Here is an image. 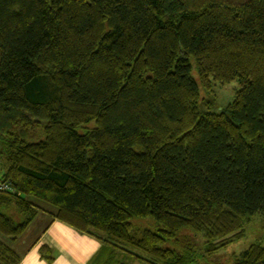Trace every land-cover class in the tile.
<instances>
[{
	"label": "trees",
	"instance_id": "1",
	"mask_svg": "<svg viewBox=\"0 0 264 264\" xmlns=\"http://www.w3.org/2000/svg\"><path fill=\"white\" fill-rule=\"evenodd\" d=\"M235 80L222 109L202 98ZM0 154V264L42 211L108 262L241 239L264 213V0H0ZM233 264H264V242Z\"/></svg>",
	"mask_w": 264,
	"mask_h": 264
},
{
	"label": "crops",
	"instance_id": "2",
	"mask_svg": "<svg viewBox=\"0 0 264 264\" xmlns=\"http://www.w3.org/2000/svg\"><path fill=\"white\" fill-rule=\"evenodd\" d=\"M10 244L21 255L19 264H121L119 258L108 262V247L101 240L47 211L40 212L25 233ZM44 245L52 250V261L42 256Z\"/></svg>",
	"mask_w": 264,
	"mask_h": 264
},
{
	"label": "rangeland",
	"instance_id": "3",
	"mask_svg": "<svg viewBox=\"0 0 264 264\" xmlns=\"http://www.w3.org/2000/svg\"><path fill=\"white\" fill-rule=\"evenodd\" d=\"M241 88L239 81H232L226 85L216 84L212 91L202 90V98H207L211 102L214 110H219L232 102L237 91ZM203 108V105H201ZM204 109V108H203ZM1 156V154H0ZM12 212H15L13 210ZM20 222L24 217L20 214L15 216ZM133 222L136 226L156 229L157 225L152 218H135ZM191 239L196 244L197 258L194 264H233L237 255L246 250L250 245L258 242H264V213H259L247 223L244 236L236 241L231 242L226 247H222L212 254H207L204 250L205 238L200 234H191ZM119 251V250H118ZM121 264H145L142 260H137L129 253L119 251L116 256Z\"/></svg>",
	"mask_w": 264,
	"mask_h": 264
},
{
	"label": "built area",
	"instance_id": "4",
	"mask_svg": "<svg viewBox=\"0 0 264 264\" xmlns=\"http://www.w3.org/2000/svg\"><path fill=\"white\" fill-rule=\"evenodd\" d=\"M2 172L0 170V191H14V186L11 182L6 181L3 176Z\"/></svg>",
	"mask_w": 264,
	"mask_h": 264
}]
</instances>
